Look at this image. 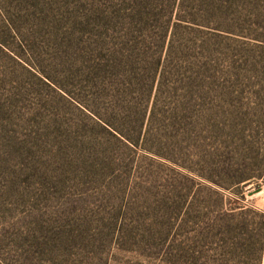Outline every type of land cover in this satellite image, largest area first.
<instances>
[{"label": "rangeland", "instance_id": "374dc122", "mask_svg": "<svg viewBox=\"0 0 264 264\" xmlns=\"http://www.w3.org/2000/svg\"><path fill=\"white\" fill-rule=\"evenodd\" d=\"M130 2L0 0L16 31L0 17V264L255 258L231 252L233 236L217 239L209 228L224 202L241 199L227 189L242 162L235 145H264V49L216 30L223 19L181 30L146 119L157 154L127 149L69 93L102 109L86 87L100 50L160 56L157 28L141 43L128 18L118 19ZM245 191V204L264 211V185Z\"/></svg>", "mask_w": 264, "mask_h": 264}, {"label": "trees", "instance_id": "16d2710c", "mask_svg": "<svg viewBox=\"0 0 264 264\" xmlns=\"http://www.w3.org/2000/svg\"><path fill=\"white\" fill-rule=\"evenodd\" d=\"M124 16L131 23L133 34L140 35L143 39L141 43H144L145 37H149L148 33L158 29L160 56L156 57L150 50L135 48L103 50L104 52L100 50V59L91 60L88 64L86 87L90 88L87 92L89 101L95 104L105 101L102 109L95 110L73 93L70 92L69 95L80 110L96 120L113 139L136 152L144 150L156 153L147 146L150 133L146 122L150 114L149 104L154 100L156 106L159 89L155 99L153 97L161 80L160 69L181 30L205 31L202 29L205 27L203 23L206 24L209 17L216 21L223 19L225 26L215 24L216 30L244 41L248 46L264 49V0H131L125 11L119 12L118 19L123 20ZM0 17L6 20L4 24L11 32H16L1 8ZM125 35L127 36L126 32ZM3 47H7V44L0 39V49ZM161 53H164V58ZM102 62L105 64L102 65ZM111 64L118 72L108 68ZM122 78L123 80L118 81ZM118 83H121L120 86ZM153 108L154 114L156 108ZM261 131L264 136V124ZM235 156H239L242 162L236 167L231 166V182L227 189L238 194L240 202L233 199H229L228 203L224 202V206L228 207L226 213L216 216L209 230H216L214 235L217 239L222 235H232L231 252L240 250L245 254H254L255 258L247 257L245 260L233 261V264H264V211L245 204L244 195L245 189L250 185H264V145H259L256 149L235 145ZM220 199L218 196L217 200ZM221 203L223 204V200ZM215 243L217 249L222 250L218 240Z\"/></svg>", "mask_w": 264, "mask_h": 264}, {"label": "water", "instance_id": "95a60500", "mask_svg": "<svg viewBox=\"0 0 264 264\" xmlns=\"http://www.w3.org/2000/svg\"><path fill=\"white\" fill-rule=\"evenodd\" d=\"M260 191H261V189H258V190H257V193H259Z\"/></svg>", "mask_w": 264, "mask_h": 264}]
</instances>
